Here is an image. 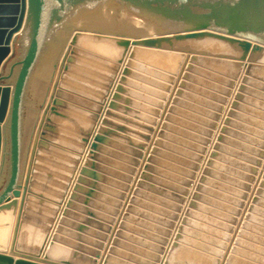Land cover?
I'll use <instances>...</instances> for the list:
<instances>
[{"label": "water", "instance_id": "95a60500", "mask_svg": "<svg viewBox=\"0 0 264 264\" xmlns=\"http://www.w3.org/2000/svg\"><path fill=\"white\" fill-rule=\"evenodd\" d=\"M112 23L125 31L104 28ZM58 34L23 174L25 101ZM135 70L179 77L146 155L140 129L152 127L116 111L154 123L122 104L159 112L125 96L136 93L129 77L169 86ZM244 113L264 118V0H0V264H264V171L242 214L264 157V120ZM130 164L142 165L139 180L109 238L115 220L104 212L116 211L105 202L119 206L124 194L103 183L126 187Z\"/></svg>", "mask_w": 264, "mask_h": 264}, {"label": "crops", "instance_id": "0c3cea01", "mask_svg": "<svg viewBox=\"0 0 264 264\" xmlns=\"http://www.w3.org/2000/svg\"><path fill=\"white\" fill-rule=\"evenodd\" d=\"M43 65H42V70H43ZM7 71H8V67L6 68V70H3L2 72L6 73ZM135 72H137L138 74H140L142 76H146L147 78H151L152 80H156V81L160 82L161 84H165V85L169 86V88H166L165 86L151 84L148 80H146L144 78L143 79H138V78H135V77H132V76L129 77L130 80H135V82H137L136 83L137 86L136 85H132V86L126 85V86H127V88H129L130 90H132L133 92H136V93L135 94L125 95V96L131 98L132 100H134L136 102H139L140 104H142L144 106H150V107L156 108V109L159 110V112H158V114H154L152 112H149L148 109H146V108H144L142 106H138L137 104H134V103L127 104V103L122 102V104L124 106H127L128 108H131V110L137 111V112H139L141 114H145V115L147 114L148 116L155 118L156 121L154 123L149 122V121H147V120L141 118L140 116H138L136 114H133L131 112H123L121 110L116 111L118 114H121L123 116H126L127 118H131V119H133L135 121L141 122L143 124H146V125L152 127V130L149 133H148V131H146L144 129L138 128V129L142 130V132L148 134L149 137H150V139H147L145 141V146H147V147H144V149L142 150L144 155H146L147 152L149 151L150 146L153 144V139L156 138L157 135H158L157 130H161L162 122L166 121L165 117H166L167 114H169V107L172 106V104H173V98L177 97L175 90H177L179 88V83H177V79L179 77L175 76V78H176L175 81L170 82L168 80H162V79H158V78L152 77L151 75H149L146 72H144V70H141V71H136L135 70ZM38 82H40V81H36V84L34 83L32 85L34 94L40 92V91L37 90V88H39L41 82L39 83V85H37ZM48 88H47V90H48ZM47 90H46V92H47ZM233 90H235V88ZM153 91L160 92V93L157 94V93H154ZM188 92L191 93L192 91H188ZM48 94H49V91L45 95L46 97H45V99L43 101L42 107H44V105H45V103L47 101ZM148 98L156 100L159 103H155V102L152 103V101H150ZM179 98H181L184 101L187 100V97H179ZM228 98H229L228 102L224 104V108H225V109H223L224 111H220L219 112V118L216 121L217 122V127L213 128L214 136L210 137L211 138V143H210V145H207L208 150L210 149L213 141L215 140L216 135L221 133L220 126H222L224 124V118L227 117V114H228L227 110L230 109L229 105H230V100L232 99V95L228 96ZM177 106H179V105H177ZM180 108H183V107H180ZM183 109L187 110L185 108H183ZM41 111H42V109H41ZM239 112H241V111H239ZM40 114H41V112H40ZM100 114L102 115V113H100ZM244 114H248V116H251L252 118H256L258 120H264V118H259L255 114H250V113H244ZM176 116H180V115H176ZM28 117H30V116L28 115ZM39 118H40V115H39L36 123L34 125H32V129H31V132L29 133V138H28V141H27L26 145H25V131L23 130V156H22V159H23L22 160L23 174L25 173L26 168H27V161H28V157H29V152H30V149H31V144H32V141H33L34 132H35V129L37 127ZM232 118L234 120L242 123V124H246L248 126L256 127V125L253 124L252 122H249V121L244 120L242 118H238V117H232ZM27 119H28L27 120V122H28L29 118H27ZM115 120H117V119H115ZM119 122H122V121L119 120ZM171 124L175 125L176 123H173V121H172ZM229 127L232 128L233 130H239V132H244L243 129L237 128V126H229ZM135 128H137V126ZM256 128H258V127H256ZM226 135H228V134H226ZM228 136L231 137V135H228ZM24 145H25V147H24ZM113 149H115V148H113ZM139 160L142 163L144 161V157L140 158ZM261 162H262V164L259 165V167H258L259 168V173L255 175V178H256L255 182L251 183L252 188H251V190L248 191L249 196L245 200V206L242 207V214H243V212H245V210L247 208V205L249 204L250 197L253 195L255 188H257V181L259 180L260 177H262L261 173L264 171V157L261 159ZM129 166H135V165L130 164ZM141 167H142V165L135 166V171L132 172L129 175L130 179L126 180V181H123V184L126 187H122V188L120 187L119 188V187H115V186L111 185V183H109V182L103 183V184H105V186H107L109 188H112L113 190H118L120 192H123V194H124L123 197H119L118 198V200L120 202L119 206H116V205L110 204V203L108 204L107 202H105V204H107L108 206L113 207L114 210L116 211V213H111L109 211L104 212L105 214H108L109 217L112 216L113 220H115V222L110 223V226L112 228V232L111 233L110 232L106 233L107 236H109V238L113 235L112 233H113V231L115 229H117V230L119 229V222H121L123 220L122 214L127 212V206L130 205V199L129 198L133 197V190H135V188L137 187L136 186L137 185L136 181L139 180L138 174H139V171H140ZM109 178H113V177L111 176ZM99 192L102 193V194L104 193L101 190ZM104 194L106 196L114 198V197H112L113 195L111 193H104ZM139 198L142 199L143 197L139 196ZM96 200L99 201V202H103L100 199H96ZM95 210L103 212V211H101L99 209H95ZM131 214H133V213H131ZM133 215L138 216L137 214H133ZM241 217H242V215L239 217V222L241 220ZM126 222H128L129 224H132L134 226H138V224L134 223L133 221H126ZM235 227L237 229L238 224L235 225ZM231 234L234 235L235 233L232 232ZM124 240H126V239H124ZM104 242H105L106 247H107L108 244H109V240L104 241ZM229 243H231V242L229 241ZM102 251H105V250L103 249Z\"/></svg>", "mask_w": 264, "mask_h": 264}, {"label": "rangeland", "instance_id": "374dc122", "mask_svg": "<svg viewBox=\"0 0 264 264\" xmlns=\"http://www.w3.org/2000/svg\"><path fill=\"white\" fill-rule=\"evenodd\" d=\"M104 28L110 29V30H116L118 32H124L125 31L124 28H122L121 26H116V24H114V23H112L110 25H105ZM62 37H63L62 34L61 35L58 34V37L54 40L55 44H54V47H53L54 49L51 52L52 55L50 57H48V58L46 57L47 55L44 56V58L42 59V61L39 62L38 66L36 67V69H35V71L33 73L31 84H30V88H29V92H28V96H27V101H25V106H24V118L26 119V121H25V145L27 144V141H28V138H29V133L31 132V129H32V125H34L36 123V121H37V119H38V117L40 115V112H41V109H42V105H43V101H44V99L46 97L45 95L48 92L47 88L48 87L50 88V86L52 84V79L55 76V69H54L53 64H54V62L57 59L56 56L59 53V50L57 51V49L59 47L58 43L61 42ZM17 55H18V51L14 55H12L11 58L7 61L6 65L4 66V70H6V68L9 66L10 62L12 60H14L17 57ZM44 60L47 61V63H44L43 70H42V62ZM36 81H40L41 82L40 92L34 94L32 85L34 83L36 84ZM40 82H38L37 85H39ZM46 90H47V92H46ZM28 115L30 117H28ZM27 118H29L28 122H27V120H28ZM226 144L227 145L229 144V146H231V147L237 148V146H235L233 144H230V143H226ZM25 145H24V147H25ZM221 152L223 154H225L226 156H229V157H232V158H239V156H236V155L232 154L229 151L222 150ZM174 153L175 154H180V152H174ZM247 153L251 154L252 152L248 151ZM164 158H165V160H171L167 156H164ZM224 172H225V174H227L229 176L232 175L230 172H226V171H224ZM224 182L226 184H231L228 181H224ZM211 187L213 189L222 190L218 186L211 185ZM208 196L215 197V198H217L219 200L221 199L219 196L217 197L216 195H212V194H210ZM206 204H208L209 206H212L213 208H216V210H219V211L223 210V208H221L220 206H216V205H214L212 203H208L207 202Z\"/></svg>", "mask_w": 264, "mask_h": 264}, {"label": "bare ground", "instance_id": "6f19581e", "mask_svg": "<svg viewBox=\"0 0 264 264\" xmlns=\"http://www.w3.org/2000/svg\"><path fill=\"white\" fill-rule=\"evenodd\" d=\"M59 35H61V34H59ZM15 36H16V38H17V37H18V33H16ZM15 36H14V37H15ZM54 44H55V43H54V40L48 44L47 48H46L45 51L43 52V55H42L41 61H42V59L44 58V56L47 55L46 57L48 58V57H50V56L52 55L51 52H52V50L54 49V48H53V47H54ZM11 46H12V48H11V51H12V49H13V45H12V43H11ZM46 53H47V54H46ZM46 57H45V58H46ZM46 60H47V59H46ZM44 63H47V61L44 60V61L42 62V65H43ZM40 66H41V65H40ZM7 72H8V71H7ZM7 72H6V73H7ZM40 85H41V83H40ZM42 87H43V86H42ZM37 90L40 91V86H39V88H37ZM26 108H27V107H26ZM25 121H26V119L23 118L22 134H23V130L25 131ZM22 146H23V135H22Z\"/></svg>", "mask_w": 264, "mask_h": 264}]
</instances>
